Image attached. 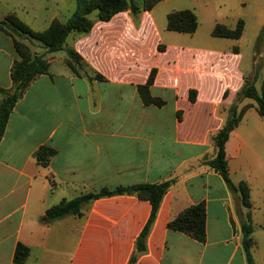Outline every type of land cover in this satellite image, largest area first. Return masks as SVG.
<instances>
[{"label":"crops","instance_id":"crops-1","mask_svg":"<svg viewBox=\"0 0 264 264\" xmlns=\"http://www.w3.org/2000/svg\"><path fill=\"white\" fill-rule=\"evenodd\" d=\"M192 2L205 8L196 12L186 0H163L137 16L128 10L97 22L88 35L68 38L63 57L42 47L49 74L37 77L19 100L0 144V264H16L18 244L29 248L24 264H129L150 202L130 195L102 198L88 203L83 216L51 224L46 213L105 188L166 181L171 188L136 264H247L242 221L249 210L207 165L216 156L213 136L235 103L247 110L226 144L228 168L234 184L250 188L253 256L264 264V117L253 99L237 100L264 60V41L257 46L264 0H239L238 9L224 16L209 0ZM76 9L77 0H0V21L14 14L43 32ZM183 10L198 18L193 35L167 29L168 15ZM40 15L48 17L44 30L35 27ZM240 20V39L212 35L218 24L235 29ZM29 43L38 54L34 48L42 44ZM68 49L82 59L78 73L67 65ZM247 56L253 58L249 72ZM19 60L13 39L0 30L1 88L13 89L11 72ZM153 71L150 93L162 107L145 105L139 94ZM263 83L258 77L256 87ZM41 148L55 151L45 167L35 158ZM201 204L205 243L168 228L181 212Z\"/></svg>","mask_w":264,"mask_h":264},{"label":"trees","instance_id":"trees-1","mask_svg":"<svg viewBox=\"0 0 264 264\" xmlns=\"http://www.w3.org/2000/svg\"><path fill=\"white\" fill-rule=\"evenodd\" d=\"M163 0H77V9L66 21L55 20L51 26L43 31H33L26 23L16 15H8L0 21V30L9 35L14 42L20 60L12 68L11 77L14 84L12 90H5L0 87V144L5 135L9 118L19 100L30 87L31 83L39 76L49 74L50 64L43 55L32 54L30 47L21 42L18 38L27 40H37L49 53H56L65 50V45L71 35H88L97 22H108L115 15L131 10L135 16L142 11L152 10ZM199 27L196 14L191 10L175 11L168 15L167 29L173 32L193 35ZM245 24L240 20L235 29L218 24L212 35L218 38L240 39L243 35ZM264 41V27L259 35L258 44ZM238 51V49H235ZM69 59L67 65L76 73L83 69L81 57L74 50H67ZM156 72L153 71L146 85L139 87V94L145 105L164 106L160 99L152 97L150 88L154 83ZM97 78H101L97 75ZM257 75L248 77L245 85L238 93L237 100L240 102L246 98L253 99L258 106L259 114L264 117V83L261 89L256 87ZM191 100L195 101V92L191 93ZM247 108L238 110L237 103L229 110V118L224 127L213 136L216 149V156L207 162L215 172L220 174L228 187L234 193L240 195L243 206L248 209L246 217L242 221V245L246 256L247 264H256L253 256L254 226L251 216V193L246 183L234 184L231 180L226 144L231 133L237 128L243 119ZM55 151L50 148H41L35 154V158L42 166H47ZM172 182L166 181L158 184H142L135 186H121L115 189H102L97 193L82 195L73 200H64L60 204L52 207L46 213L47 223L51 224L68 216H83V208L95 200L122 195L137 196L140 200L150 202L152 211L150 218L136 242V253L131 257L129 264H136L139 258L147 251V240L151 228L155 223L164 196L171 188ZM206 208L204 204L192 206L181 212L172 219L168 228L173 231L184 233L190 238L205 243L206 232ZM29 248L23 244H18L14 261L16 264H24L29 256Z\"/></svg>","mask_w":264,"mask_h":264},{"label":"rangeland","instance_id":"rangeland-1","mask_svg":"<svg viewBox=\"0 0 264 264\" xmlns=\"http://www.w3.org/2000/svg\"><path fill=\"white\" fill-rule=\"evenodd\" d=\"M136 1L139 2L140 0H136ZM209 1L211 2L212 6H214L216 8L218 16H224V15H227V14H230V13L233 14L239 7V0H209ZM186 2L188 4H190L189 8H191V10H196V12H198V10H200V9L205 8L204 5H200L199 6L198 3H194V2H192V0H186ZM25 18H32V17H25ZM37 18L40 21L38 20V23H36L35 27L38 28L39 30H44L47 27L46 19L48 17L45 16V15H40ZM17 38L21 42L26 43L30 47V49L32 51V54L34 55L33 48L31 46V44L29 43V41L30 42L34 41V43L35 42L36 43H40V42L37 41V40L22 39V38H20L18 36H17ZM42 47L43 46H41V48H39V47L36 46L34 48V50H36L39 55H43L44 54V48H42ZM260 50H261V47L258 49V52H260ZM56 55L59 56V57L66 56L65 52H63V51L58 52ZM252 60H253L252 57H250V56L246 57V60L244 62V68H245V70H247V72H249V68L251 67ZM257 75H258V77L264 79V60H263V58L258 60ZM257 86L260 87V84H258Z\"/></svg>","mask_w":264,"mask_h":264}]
</instances>
